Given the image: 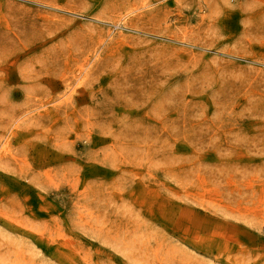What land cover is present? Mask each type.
I'll use <instances>...</instances> for the list:
<instances>
[{
  "label": "rangeland",
  "instance_id": "rangeland-1",
  "mask_svg": "<svg viewBox=\"0 0 264 264\" xmlns=\"http://www.w3.org/2000/svg\"><path fill=\"white\" fill-rule=\"evenodd\" d=\"M0 264H264V0H0Z\"/></svg>",
  "mask_w": 264,
  "mask_h": 264
}]
</instances>
